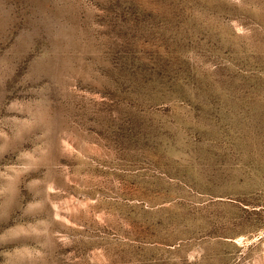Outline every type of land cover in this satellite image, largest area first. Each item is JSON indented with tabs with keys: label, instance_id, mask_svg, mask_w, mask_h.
<instances>
[{
	"label": "rangeland",
	"instance_id": "374dc122",
	"mask_svg": "<svg viewBox=\"0 0 264 264\" xmlns=\"http://www.w3.org/2000/svg\"><path fill=\"white\" fill-rule=\"evenodd\" d=\"M0 264H264V0H0Z\"/></svg>",
	"mask_w": 264,
	"mask_h": 264
}]
</instances>
